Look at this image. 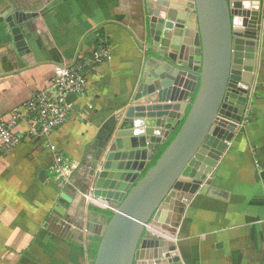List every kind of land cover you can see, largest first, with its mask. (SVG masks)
<instances>
[{
	"label": "crops",
	"instance_id": "0c3cea01",
	"mask_svg": "<svg viewBox=\"0 0 264 264\" xmlns=\"http://www.w3.org/2000/svg\"><path fill=\"white\" fill-rule=\"evenodd\" d=\"M167 1L192 10L193 0ZM148 9L147 0H0V119L23 113L57 67H71L101 47L111 52L110 60L83 73L87 93L49 141L32 139L22 123L16 128L21 145L10 155L0 152V264H93L92 247L105 224L95 211H107L105 201L93 198L100 164L118 147L138 143L118 140L123 119L174 116L192 101V78L155 54ZM22 12L34 15L20 24L33 64L18 52L12 33ZM259 36L253 120L240 127L207 182L229 198L172 191L150 224L153 238L174 243L182 264H264V0ZM188 39L180 63L198 70L194 37ZM143 82L155 91L136 100ZM48 143L71 167L73 184L66 189L50 173ZM63 194L71 200L61 216L55 209Z\"/></svg>",
	"mask_w": 264,
	"mask_h": 264
},
{
	"label": "water",
	"instance_id": "95a60500",
	"mask_svg": "<svg viewBox=\"0 0 264 264\" xmlns=\"http://www.w3.org/2000/svg\"><path fill=\"white\" fill-rule=\"evenodd\" d=\"M261 3L262 0H193L191 10L167 0H147L156 24L151 30L158 48L155 54L192 78L188 88L195 97L182 106L181 114L123 119L118 140L124 145L127 139L138 138V143L118 147L100 164L93 195L117 210L111 217L95 211L105 224L97 233L101 240L93 264H182L172 241L153 238L150 233L149 225L161 205L172 191L229 198V193L207 182L215 179L254 90ZM33 16L19 13V25L12 28L15 46L29 64L34 61L20 24ZM189 37H194L193 45L200 56L198 70L193 69V64L180 63L190 44ZM154 91V86L143 82L135 99ZM76 99L71 94L67 101L73 104ZM183 120L176 137L150 167L152 153L158 154ZM144 138L146 142H142ZM70 200L63 194L55 212L62 216Z\"/></svg>",
	"mask_w": 264,
	"mask_h": 264
},
{
	"label": "built area",
	"instance_id": "2783aa9c",
	"mask_svg": "<svg viewBox=\"0 0 264 264\" xmlns=\"http://www.w3.org/2000/svg\"><path fill=\"white\" fill-rule=\"evenodd\" d=\"M110 59L109 48L101 47L71 67H57L51 84L35 93L25 103L23 113L16 112L8 119H0V152L10 155L21 145L22 137L16 133V128L22 123L28 125L29 137L49 141L72 115V104L67 101L68 96L71 94L77 97L86 95L87 82L83 73ZM253 98L254 90L250 94L249 104L240 127H245L249 122ZM48 147L53 155L50 173L55 176L59 188L66 189L73 184L69 162L55 144L48 143ZM93 198L97 199L95 196ZM103 205L104 210L111 212L117 210L106 202Z\"/></svg>",
	"mask_w": 264,
	"mask_h": 264
},
{
	"label": "trees",
	"instance_id": "16d2710c",
	"mask_svg": "<svg viewBox=\"0 0 264 264\" xmlns=\"http://www.w3.org/2000/svg\"><path fill=\"white\" fill-rule=\"evenodd\" d=\"M195 94H193L192 97V101L194 100ZM190 107H188L187 109V113L189 111ZM184 123V120L182 121V123L179 125V127L176 129V131L172 132V134L170 135L169 139L167 140L166 144L163 145V147L161 148V150L158 152L157 156L153 159V161L150 164V167L153 166L156 161L158 160V158L161 156V154L165 151V149L170 145V143L173 141V139L176 137L178 131L180 130L182 124ZM147 172V170L145 171V173ZM145 173L142 175L144 176ZM103 213H105L106 216L111 217L112 216V212L110 211H104ZM100 238H96V244L92 247V253H91V258L92 260L95 259L96 254H97V250H98V246H99V242H100Z\"/></svg>",
	"mask_w": 264,
	"mask_h": 264
},
{
	"label": "rangeland",
	"instance_id": "374dc122",
	"mask_svg": "<svg viewBox=\"0 0 264 264\" xmlns=\"http://www.w3.org/2000/svg\"><path fill=\"white\" fill-rule=\"evenodd\" d=\"M255 94V93H254Z\"/></svg>",
	"mask_w": 264,
	"mask_h": 264
}]
</instances>
